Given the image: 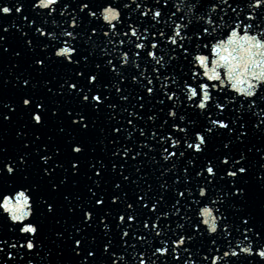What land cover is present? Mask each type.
Returning a JSON list of instances; mask_svg holds the SVG:
<instances>
[{"label": "snow or ice", "instance_id": "1", "mask_svg": "<svg viewBox=\"0 0 264 264\" xmlns=\"http://www.w3.org/2000/svg\"><path fill=\"white\" fill-rule=\"evenodd\" d=\"M168 0H164V3L167 4ZM211 3L212 9H217L219 5L215 2V0H209ZM221 4L227 5L232 12H236L235 8H231V5H228V0H220ZM56 5H59V8L56 7ZM25 7V4L23 0H14V2H11V6H9V0H0V14H12L13 12L19 13L22 15L23 9ZM32 8H41L47 10V14L51 15L53 12L59 11L61 17L65 16V10L67 11V17L70 20L69 27L73 30L69 31L67 28L62 29L59 33V36L54 33L53 31H46L44 27H37L35 29L36 33L39 34L40 37H51L52 40H58L61 36H66L69 39L61 40L60 43L63 46H53L54 51L51 53L52 55L58 57L60 61L68 66H74L75 71V77L76 80H73L72 78L65 79L62 84L59 85V87L63 89H67V91L70 94H74L75 96L79 97V99L82 102L90 103V106L96 108L97 110L106 102L107 97H105L104 92L109 88L108 83H101L100 82V76L99 73L96 71H92L89 69V55L81 54L79 50V46L75 43H70V41H75V29L79 26L78 25V18L79 15H85L90 17H102V20L105 22L103 25L104 28L109 29L112 31L113 34H115L116 30L120 26V23L122 22V13L121 9H128L129 4L127 3H120L113 5L111 0H104V3L102 5L97 6L98 10H93V7L90 6V0H77L75 6L71 5L68 2H63V0H32L31 3ZM146 8L147 5H144ZM248 8L255 11L256 9L264 10V0H254V3H249ZM141 8V4L137 3L135 5V9ZM142 16H147L151 14L153 16V19L160 17L162 15L161 11L156 10L155 12H152L151 9H148V11L140 12L139 13ZM130 15V13H129ZM175 15V13H173ZM249 17H252V12L248 13ZM222 18V17H221ZM24 20H28L29 18L27 16H23ZM117 22V23H114ZM30 23L34 24L35 21H31ZM55 23V21H53ZM209 23H212L211 19L209 20ZM250 26L247 24L244 25H237L234 26L231 29V34L227 36V43H225L224 40H220L218 44L211 46V51L213 53H217V57L211 61V67H209V64L207 61L209 60V57L203 54H199L195 57L196 62L201 66L202 68V75L203 77H206L209 82L212 81H218V83H199L198 85L194 86L191 83L186 84L185 87L187 88V99L189 101H196L194 103V107L205 110L208 109L210 104L213 103L212 101V94L211 89L218 88L220 86L225 85V80L230 84V88L234 90L237 94L242 95L244 97H249L247 101L248 109L251 110L252 108H258L260 113H264V108H259V105L257 104L256 96H257V90L258 89H264V37H260L257 35L250 34L249 31H243V28H249ZM0 31L3 33L8 32V27L6 26H0ZM144 31H148L147 29H144ZM209 29L205 27L203 29L204 33H207ZM91 32L95 33L97 32V28L93 26L91 28ZM129 32L131 33L132 37H139L137 36V27L129 26ZM129 32H124V36H128ZM242 32V34H241ZM25 36H27V33H24ZM103 35L107 37L109 35V31H104ZM152 35H155L153 33ZM161 36L164 35V33H160ZM180 36V25H176L175 35H170L167 37L168 40H170L173 44H177L178 40L177 37ZM6 35H0V45H3V51L7 52L9 50V47L7 44H5ZM120 44H123L124 41L120 40ZM25 44L29 49L32 48L33 40L32 39H26ZM49 45L45 44L44 47L47 48ZM146 47H149V45H146L145 43H135V48L137 49H145ZM150 47L152 49H155L157 47L156 43H151ZM180 47L183 48V50L186 52L187 48L183 45H180ZM205 47H209L208 45H205ZM13 55L20 56L21 53L19 51L13 52ZM136 56H139L140 53H135ZM128 52L123 53V63L128 62ZM147 56L153 57V59L156 58V52L154 51H148ZM163 59L161 57L160 59H156V63L160 64V60ZM46 60L47 56H37L33 58V63L37 66H39L41 69H44L46 67ZM107 68L110 72H115L117 74V77L119 80H123L124 77L122 73L117 68V64L113 63L112 60H107L106 62ZM82 67V70H81ZM137 68L140 67L139 64L136 65ZM223 67L225 69L224 77L222 78L221 72L218 71V68ZM95 69L103 71L101 68V64L97 63L95 64ZM156 73H159V69L154 70ZM139 75H142L140 73ZM83 79L85 81V86H81L79 84V80ZM195 79V74L193 76ZM132 79L135 81L137 80V75H133ZM16 81L21 84L24 87L30 86V79L24 78L22 79L20 76L16 77ZM151 80L148 81V84H151ZM50 83V82H46ZM143 83V81H141ZM113 88L116 93H121V88L118 86L113 85ZM146 92L148 94H151L154 92V89L152 87L145 86ZM48 92L52 91L51 87L47 88ZM63 94V93H61ZM175 92H170V94L167 95V99L169 101H172L175 97ZM121 100H128V96L120 95ZM144 97L140 96L138 98V101H143ZM261 99H264V97H261ZM162 102V101H161ZM21 103L23 106H26V110L28 111L29 119L33 122V125L35 127H39L44 124L45 118L49 113L52 116H55L57 114L56 109H48L47 106L41 102L36 101L33 97L30 96H22L21 97ZM3 109H7V111L0 112V116H2L3 120L7 121L10 120L11 113L16 112V107L13 104H2ZM110 108H115L116 105L109 104ZM140 108H143V103L139 104ZM215 106L221 110L220 114L218 115V118L216 119H209L208 124L210 126L205 127L202 130H198L194 134V142L188 143V140L185 136H180V133H185L186 129L180 127V124L174 119L172 123V128L176 130V133L174 134L172 131H169L167 137L160 136L161 140H164L165 142H168L170 140L169 147L175 148L176 146L181 144V141H184V144L188 149H191L194 153H202L204 152L209 143L210 135H214V129L217 131L220 129H223L227 132H234L236 131L232 127H230L231 124H234V120H230L228 122L225 121L223 118V111L225 109V105L223 103H220L219 101L215 102ZM243 106V105H242ZM169 116L176 117L177 112L175 111V105L173 104L171 106V109L168 113ZM206 115L209 117L211 116V112H207ZM67 116L70 120V122L76 126L81 128L82 130H87L89 128V122L86 117V115L82 112H73L68 111ZM149 119H153V117H149ZM180 121H184V116H179ZM128 123L131 124L132 120H128ZM188 123H192L191 120L188 121ZM264 126V120H260L256 127ZM244 127L243 124L240 125V128L242 129ZM59 132H63V128L58 129ZM114 132L119 133L121 131L120 128H114ZM140 135H144V129H140ZM17 136L21 135H27V133L22 131H17ZM246 132L239 131L237 132L236 138L239 139L241 136L246 135ZM155 136V133H153ZM39 139V137H37ZM51 139V137H49ZM224 143L222 145L223 149L227 150L229 149V144ZM70 151L74 154V158L69 161L68 168H70L71 172L73 174H78L80 170V161L78 159L79 154L82 153L85 148L84 146L76 140H73L69 145ZM5 151V148L0 147V152ZM61 149L57 147L55 149L54 154H59ZM163 151L166 153V155L163 157L164 160H168L169 157H175L177 153L175 151H169L168 148H164ZM260 149H257V152H259ZM118 152L121 153L125 157H130L131 153L129 152V149L127 147H123L122 149H118ZM47 153V145H45V153L41 154L39 159L43 161V167L41 168L42 173L44 176H51V173L56 170V168H62V164H57L50 166L49 161L52 160V156L46 154ZM117 153H114V155ZM181 156L184 155V152L179 153ZM28 155V153H24L23 155L18 156L16 159L9 158V161L6 163H3L0 165V175H8L14 174L17 168L22 165L26 164L27 161L25 157ZM222 156V159H221ZM245 157L243 155H240L239 159H235L231 157L227 151H224L221 153L220 156H216L215 158H208L206 159L204 165H202L199 169V171L196 172L197 176H203L205 178L207 177H215L217 175V172L220 170L216 167V162L219 164L225 166V169H227V166L231 162L233 168L235 170H226L225 174L229 177H237L239 174H246L247 173V167L241 164V161H243ZM113 168L116 167V164L112 165ZM121 169H123V164L120 165ZM264 167V166H262ZM93 174L96 177H100L102 173L103 165L100 164L97 165H91ZM67 172L68 169H65ZM139 171V169H137ZM164 171H167V169H164ZM188 169L185 168V172H187ZM163 175V172L161 173ZM122 180H128L127 176L123 175V172L120 173ZM68 179L67 176L64 177L59 183L62 185L65 183V181ZM264 179V177H262ZM96 184L98 186L99 181H96ZM59 185L56 183L51 184V188L53 190L58 189ZM115 188H120V184L117 183L114 185ZM163 187V185H161ZM88 191L91 193V196L93 198V209H84L80 208L81 211V222L84 224L85 227H89L93 220L95 219L96 223L101 224L104 229H109V223H106L105 221L108 220V215H102L97 217L96 216V210L95 206H99L100 208H103L105 204V200L102 197H99L96 195V192L92 190V188H89ZM244 189L241 188L239 185H236V192L240 193L243 192ZM179 195L183 197L185 195L184 192H180ZM199 195L201 197H204L206 195V187H200L199 188ZM65 199L67 200L68 197L65 196ZM111 200L113 203L119 200V196L116 193H113L111 196ZM164 200V196L160 195L156 199H150L147 195V193L143 195H138L133 203H128L126 205V210L123 213H118L116 219L118 220V223L115 224V227L120 229V238L123 240V243L126 246H130L135 250L134 245H128V240L125 239L126 237H129L130 235H135V233L132 231L133 224L139 220V212L134 210V203L135 204H141L143 209L148 210L150 213H156L159 212L160 215L156 216L155 219L157 221L160 220L161 216H167L168 212L162 211L159 208L160 203ZM33 196L29 189L25 188L24 186H21L18 190L14 191V194L12 195H0V208L4 210L8 214V217L12 221V227L14 231L17 233H22L23 235L19 237L14 243L9 244L7 240L0 241V252H4L5 246L9 249L5 255L8 259L0 260V264H9V260H12L15 258V255L20 254V250H24L25 255H31V253L35 252L37 247V237L39 234V227L34 222L28 221L26 222V218H30L33 213ZM42 203L44 207L47 209L49 213L55 212V205L53 202L49 200H42ZM213 204V207L208 206L205 204L203 207L198 209V215L202 217L203 219L201 221H197L194 225L196 230H200L201 224L207 226V231L210 233H216L221 227L226 231L228 229V224L226 223L227 217L221 214L219 217L215 214L219 212L218 208H214L215 201L211 202ZM176 204H179V200L176 201ZM79 207V206H78ZM174 210L176 209V205H173ZM72 211L73 209H69ZM219 220V223H218ZM150 221L144 220L141 222V227L145 229H149ZM245 225V232H248L249 229L247 227L248 221H244ZM159 227L156 223H151V230H155ZM182 227V226H181ZM75 231L77 233L80 232V228L75 227ZM255 236L259 237L261 236V233L259 231L254 233ZM56 235L58 237H62L64 234L61 232H57ZM107 235V232L105 233ZM155 235L157 237L160 236V232H155ZM139 241L143 242L147 239V235H141L136 237ZM244 240H249V237L247 235L244 236ZM193 236L192 235H180L175 239H172L171 242H169V239H164L162 246L155 247L154 250L151 251V256L148 258V264H153V261L151 260V257H156V259H160L162 257H166L168 255H172L173 259H181L179 256V253L177 251L179 246H182L186 244L188 241H192ZM111 240L103 244V248L105 251H108L111 245ZM216 240L212 239V244L216 245ZM72 248L73 252L79 255V252L81 250H84L83 248V241L80 238H74L72 240ZM16 252L14 253V251ZM85 251V250H84ZM183 251L188 253L189 256L192 255V253L189 251L188 248H183ZM208 251H212V249H209ZM217 253H219L220 249L217 247L215 249ZM245 253V254H253L254 249L252 246H243L240 247L237 251L236 249H232L231 251H224L222 255H214V256H204V260H211V264H217V261H222L224 257H230V256H238L239 253ZM38 255V253H37ZM95 253L91 250H86V254L84 255V260L87 261L89 257H93ZM111 255H115V253H111ZM145 253L143 251L139 252V255L136 257V259L139 261V264H146L145 259H143ZM255 255H258L261 259H264V246H260L255 250ZM29 264H31V260H29ZM184 264H188V261L185 259Z\"/></svg>", "mask_w": 264, "mask_h": 264}, {"label": "water", "instance_id": "2", "mask_svg": "<svg viewBox=\"0 0 264 264\" xmlns=\"http://www.w3.org/2000/svg\"><path fill=\"white\" fill-rule=\"evenodd\" d=\"M14 0H9V6ZM25 7L22 15L13 12L12 14H0V26L8 27V32L5 34L0 31V35H6L5 44L9 47L7 52L3 51V45H0V85L5 76V73L9 67V64L13 58V52H15L26 32L35 12L38 8H32V0H23ZM23 16H27L29 19L26 21Z\"/></svg>", "mask_w": 264, "mask_h": 264}]
</instances>
